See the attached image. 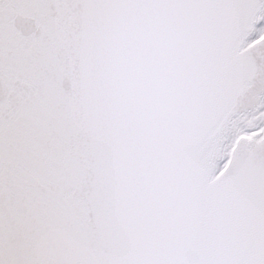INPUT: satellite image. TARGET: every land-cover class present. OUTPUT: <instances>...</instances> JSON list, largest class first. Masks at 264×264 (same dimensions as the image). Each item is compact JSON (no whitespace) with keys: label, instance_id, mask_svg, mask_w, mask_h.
Returning <instances> with one entry per match:
<instances>
[{"label":"water","instance_id":"95a60500","mask_svg":"<svg viewBox=\"0 0 264 264\" xmlns=\"http://www.w3.org/2000/svg\"><path fill=\"white\" fill-rule=\"evenodd\" d=\"M263 7L0 0V264H264Z\"/></svg>","mask_w":264,"mask_h":264},{"label":"bare ground","instance_id":"6f19581e","mask_svg":"<svg viewBox=\"0 0 264 264\" xmlns=\"http://www.w3.org/2000/svg\"><path fill=\"white\" fill-rule=\"evenodd\" d=\"M263 16H264V7L262 9L259 20ZM254 39H255V35L248 39V41L246 42V45L252 44ZM262 98L263 99L261 100V103L259 104L256 112L248 113V115L245 116V118L248 121L247 124H249V123L253 124L252 118L254 116H258L261 118L262 114L264 113V95ZM242 121H243L242 115L236 116L232 119L230 128L228 130V133H227V136H226V139H225L222 151H221V158L217 162L218 167L216 169V174L221 173L225 169V167H226V165L230 159L231 150L233 148V145L236 142V140H238V138H241V137L246 138V141H260L264 138V132H261L259 134H255V135H251V136L240 135L239 137L237 136L236 139H234V135H235L234 132L238 130L239 124L243 123Z\"/></svg>","mask_w":264,"mask_h":264},{"label":"rangeland","instance_id":"374dc122","mask_svg":"<svg viewBox=\"0 0 264 264\" xmlns=\"http://www.w3.org/2000/svg\"><path fill=\"white\" fill-rule=\"evenodd\" d=\"M262 21V26L260 27V30L254 40H258L264 35V17L262 18ZM252 123L253 124L240 123L238 130L234 132L235 139L240 135L250 136L252 134L264 132V113L262 114L259 121H252Z\"/></svg>","mask_w":264,"mask_h":264}]
</instances>
